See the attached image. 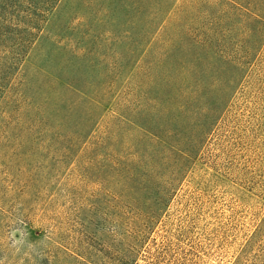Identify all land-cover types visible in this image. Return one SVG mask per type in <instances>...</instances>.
I'll return each mask as SVG.
<instances>
[{"label":"rangeland","instance_id":"1","mask_svg":"<svg viewBox=\"0 0 264 264\" xmlns=\"http://www.w3.org/2000/svg\"><path fill=\"white\" fill-rule=\"evenodd\" d=\"M5 17L0 264H264V43L246 65L238 11L224 0H58L34 42L22 12ZM184 92V134L214 102L220 117L163 202L160 147L119 112L166 120Z\"/></svg>","mask_w":264,"mask_h":264},{"label":"trees","instance_id":"2","mask_svg":"<svg viewBox=\"0 0 264 264\" xmlns=\"http://www.w3.org/2000/svg\"><path fill=\"white\" fill-rule=\"evenodd\" d=\"M23 1V2H22ZM229 8L234 9L240 13L243 23V30L246 37V47L243 51V59L246 65L255 57L258 52L259 46L261 47L264 43V0H224ZM33 0H0V31L10 22L7 20L5 15H10L14 17L16 12H22L24 14L25 20L23 21L24 31L31 33V29H35L36 33L33 36V42L38 38V35L44 28L47 19L55 8L58 0H45L43 7L35 8L32 4ZM27 4L24 9H20L19 6ZM166 9L161 21L155 25L153 35L146 41L145 48L143 51V57L146 55L150 49L156 44L155 33L161 26H165L168 21H170L171 14L174 9V2H169L166 4ZM32 7V8H30ZM16 11V12H15ZM2 21H7L6 25H1ZM22 28V27H21ZM23 31V29H22ZM258 42V47L252 45L250 42ZM32 41H30L31 43ZM216 53V50L214 49ZM140 58V57H139ZM142 58V57H141ZM139 59L134 63V67L138 64ZM234 65V64H230ZM5 79V78H4ZM3 80L0 81V90H4L7 86L3 85ZM5 82V81H4ZM192 91L190 89L187 90ZM0 97V107L2 105V96ZM164 99L168 101H174L173 95L168 88H166L164 93ZM176 104V114L173 117L166 114V120H153L150 119H133L127 115L120 113L119 122L123 126L130 127L131 129H139L140 134L147 141L153 144L156 148L160 147V152L164 156V163L167 165L169 171L168 180L166 181L165 189L160 190V195L162 201L169 200L177 185L180 181H183L191 169L195 165L197 154L199 153L203 143L206 141L211 130L216 127L218 119L220 117L219 103L214 102L210 105L209 109H206L210 115V121L207 119V115L200 110L199 118H195L194 122L188 126L190 133L184 134V130L181 129L185 124L183 120L184 114L188 115L190 113L191 107L193 106V101L191 98V93L184 92L183 96L177 99ZM174 103V102H173ZM199 110V108H198ZM196 111V110H195ZM101 116H99V120ZM153 163L158 161L156 155H149L148 160ZM162 202V204H163ZM165 204V203H164ZM167 204V203H166ZM125 264H130L129 262Z\"/></svg>","mask_w":264,"mask_h":264}]
</instances>
